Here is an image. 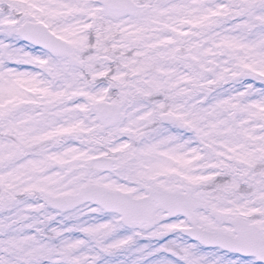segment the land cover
<instances>
[{
	"label": "snow or ice",
	"instance_id": "obj_1",
	"mask_svg": "<svg viewBox=\"0 0 264 264\" xmlns=\"http://www.w3.org/2000/svg\"><path fill=\"white\" fill-rule=\"evenodd\" d=\"M0 264H264V0H0Z\"/></svg>",
	"mask_w": 264,
	"mask_h": 264
}]
</instances>
